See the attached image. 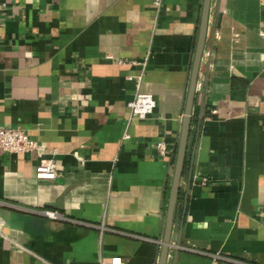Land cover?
<instances>
[{
    "label": "crops",
    "instance_id": "1",
    "mask_svg": "<svg viewBox=\"0 0 264 264\" xmlns=\"http://www.w3.org/2000/svg\"><path fill=\"white\" fill-rule=\"evenodd\" d=\"M202 3L0 0V128L58 171L0 150V264H159ZM263 217L264 0H211L165 264H264Z\"/></svg>",
    "mask_w": 264,
    "mask_h": 264
},
{
    "label": "water",
    "instance_id": "2",
    "mask_svg": "<svg viewBox=\"0 0 264 264\" xmlns=\"http://www.w3.org/2000/svg\"><path fill=\"white\" fill-rule=\"evenodd\" d=\"M210 1L211 0H203L202 7H201L197 39H196V45H195V52H194V58H193L192 69H191L190 80H189V87H188V92H187L186 101H185L184 115L182 118L180 138H179V142L177 146L172 185H171V189H170L169 196H168V202H167L165 232H164V237H163V242H162V247H161L159 264H165L166 258H167V251L169 247L171 229H172V224H173V215H174V210H175V205H176L178 190H179V180H180V176L182 173L185 150H186V143H187V138H188V133H189V124H190L194 94L196 90L197 75H198L199 64H200V60H201V56H202V52L204 48L205 38L207 34Z\"/></svg>",
    "mask_w": 264,
    "mask_h": 264
},
{
    "label": "built area",
    "instance_id": "3",
    "mask_svg": "<svg viewBox=\"0 0 264 264\" xmlns=\"http://www.w3.org/2000/svg\"><path fill=\"white\" fill-rule=\"evenodd\" d=\"M155 108V101L151 94L136 93L129 104L130 116L136 120H144ZM166 146L163 142L157 144L159 154H164ZM0 150L9 154H22L35 152L39 163L35 166V178L42 181H53L57 178V166L53 160L42 158L36 141L30 139L19 128H0ZM51 218L58 215L54 212H46ZM264 223V217H263ZM111 264H123L120 258H112Z\"/></svg>",
    "mask_w": 264,
    "mask_h": 264
}]
</instances>
